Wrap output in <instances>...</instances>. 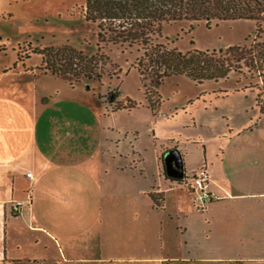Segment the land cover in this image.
Returning <instances> with one entry per match:
<instances>
[{"label": "crops", "instance_id": "crops-1", "mask_svg": "<svg viewBox=\"0 0 264 264\" xmlns=\"http://www.w3.org/2000/svg\"><path fill=\"white\" fill-rule=\"evenodd\" d=\"M228 78L200 82L189 99L163 95L154 111L143 96L116 94L88 121L81 109L1 98L0 264H264V156L255 145L264 108ZM124 98L135 105L112 108ZM171 149L183 175L204 166L211 199L202 210L165 175Z\"/></svg>", "mask_w": 264, "mask_h": 264}, {"label": "rangeland", "instance_id": "rangeland-1", "mask_svg": "<svg viewBox=\"0 0 264 264\" xmlns=\"http://www.w3.org/2000/svg\"><path fill=\"white\" fill-rule=\"evenodd\" d=\"M83 5L84 0H0V99L9 103L13 101L25 109L33 106L36 109L47 106L46 109L52 111L81 109V120L88 121L89 115L94 116L96 107L100 108V101L104 103L105 99L109 100L116 94L132 97L134 101L142 99V96L144 98L134 68L137 52L134 48L122 49L110 45L98 49L96 24L84 19ZM254 24V21L247 19L211 20L206 26L202 20H181L163 24L158 41L181 52L191 49L217 51L236 44L250 48L252 59L248 57L246 63H237L239 68L228 73V84L245 86L254 91L257 104L262 109L264 45L260 44H264V20L259 22L256 35ZM62 44L71 45L86 56L102 52L108 61L102 65L100 78L75 80L70 75L56 76L43 71L40 56L32 51ZM200 89V83L183 75H173L166 78L156 91L159 97L169 95L177 101L189 99ZM45 97L49 98L44 103L42 98ZM105 107L108 109L107 101ZM251 110L254 112L255 107ZM259 124L261 135L255 145L257 154L263 157L264 113L260 115ZM168 252V247L163 251L156 248L153 254L164 255Z\"/></svg>", "mask_w": 264, "mask_h": 264}, {"label": "trees", "instance_id": "trees-1", "mask_svg": "<svg viewBox=\"0 0 264 264\" xmlns=\"http://www.w3.org/2000/svg\"><path fill=\"white\" fill-rule=\"evenodd\" d=\"M83 17L96 24V43L117 46L137 52L134 68L138 74L147 107L154 111L160 102L156 89L173 75H183L200 83L226 77L237 63L252 59L253 52L243 45H231L224 49L184 52L158 41L163 24L176 21L211 20L254 21L255 35L259 22L264 20V0H84ZM254 35V36H255ZM260 45H264L261 43ZM40 56L43 71L52 75H70L73 79H99L102 65L108 58L102 53L84 55L71 45L42 47L32 51ZM27 57V56H25ZM109 76L110 74L107 73ZM147 81V86L146 85ZM133 100L124 98L112 108H130ZM158 197L153 202L158 205ZM168 263L164 262L163 264ZM170 263L229 264L230 262L178 261ZM233 264H237L231 262Z\"/></svg>", "mask_w": 264, "mask_h": 264}, {"label": "built area", "instance_id": "built-area-1", "mask_svg": "<svg viewBox=\"0 0 264 264\" xmlns=\"http://www.w3.org/2000/svg\"><path fill=\"white\" fill-rule=\"evenodd\" d=\"M29 175V173L26 174V176ZM177 182L188 189L191 203L196 209L202 210L204 205L211 199V194L207 189L208 176L204 166H199L187 175L182 174ZM19 205V202H12L11 208L15 210Z\"/></svg>", "mask_w": 264, "mask_h": 264}, {"label": "water", "instance_id": "water-1", "mask_svg": "<svg viewBox=\"0 0 264 264\" xmlns=\"http://www.w3.org/2000/svg\"><path fill=\"white\" fill-rule=\"evenodd\" d=\"M162 165L167 177L174 180L181 178L182 166L180 155L175 149L167 150L162 156Z\"/></svg>", "mask_w": 264, "mask_h": 264}]
</instances>
